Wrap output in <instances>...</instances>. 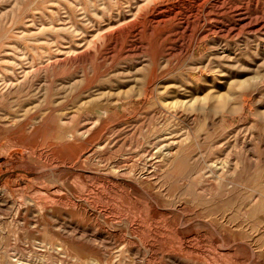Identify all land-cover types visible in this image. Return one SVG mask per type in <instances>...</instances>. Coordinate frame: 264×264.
Here are the masks:
<instances>
[{"label": "rangeland", "instance_id": "374dc122", "mask_svg": "<svg viewBox=\"0 0 264 264\" xmlns=\"http://www.w3.org/2000/svg\"><path fill=\"white\" fill-rule=\"evenodd\" d=\"M0 264H264V0H0Z\"/></svg>", "mask_w": 264, "mask_h": 264}, {"label": "bare ground", "instance_id": "6f19581e", "mask_svg": "<svg viewBox=\"0 0 264 264\" xmlns=\"http://www.w3.org/2000/svg\"><path fill=\"white\" fill-rule=\"evenodd\" d=\"M228 1V0H227ZM225 2V1H224ZM237 13V12H236ZM220 15V14H219ZM239 16H240V14H239ZM239 20L240 21H242V22H245L246 20H247V18L243 15V16H240V18H239ZM229 29V28H228ZM98 35V34H97ZM230 64V63H229ZM206 67V66H205ZM235 79V78H234ZM238 79V78H237ZM231 81V80H230ZM234 81V80H233ZM238 82H236V84H237ZM229 84V83H228ZM230 84H231V82H230ZM240 84V87H242V92L244 91V89H245V87H244V85H245V81H241V83H239ZM247 87V86H246ZM231 90V89H230ZM241 92V93H242ZM184 93H186V92H184ZM228 93V92H227ZM238 93H240V92H238ZM214 94V93H213ZM213 94L212 95H210L211 97L213 96ZM242 95V94H241ZM208 96V95H207ZM194 97V96H193ZM192 97V98H193ZM207 98H209V97H207ZM193 100V99H192ZM191 101V100H190ZM198 103V102H197ZM227 104V103H226ZM194 109V108H193ZM259 111V110H258ZM163 147V146H162Z\"/></svg>", "mask_w": 264, "mask_h": 264}]
</instances>
